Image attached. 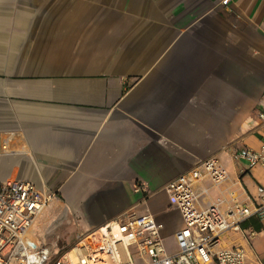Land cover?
<instances>
[{
  "label": "crops",
  "instance_id": "1",
  "mask_svg": "<svg viewBox=\"0 0 264 264\" xmlns=\"http://www.w3.org/2000/svg\"><path fill=\"white\" fill-rule=\"evenodd\" d=\"M258 113L264 0H0V183L58 195L37 242L47 220L90 230L150 214L174 254L183 223L166 185L210 158L228 178L197 182V207L254 210L264 168L235 154L259 149ZM234 248L264 264V208L214 251Z\"/></svg>",
  "mask_w": 264,
  "mask_h": 264
},
{
  "label": "built area",
  "instance_id": "2",
  "mask_svg": "<svg viewBox=\"0 0 264 264\" xmlns=\"http://www.w3.org/2000/svg\"><path fill=\"white\" fill-rule=\"evenodd\" d=\"M261 138L258 150L236 152L250 170L264 168V113H258ZM9 151V139L0 133V155ZM228 178L216 158L199 163L166 185L168 202L180 214L183 228L176 233L178 250L165 253L163 225L150 214L124 213L77 240L73 258L50 253L30 237L37 218L55 201L53 192L41 191L29 181L0 183V264H245L242 248L214 251L220 238L264 208V188L257 189L262 204L254 210L234 203L227 214L219 203L197 207V182L208 179L219 186ZM255 233H250L254 236Z\"/></svg>",
  "mask_w": 264,
  "mask_h": 264
},
{
  "label": "rangeland",
  "instance_id": "3",
  "mask_svg": "<svg viewBox=\"0 0 264 264\" xmlns=\"http://www.w3.org/2000/svg\"><path fill=\"white\" fill-rule=\"evenodd\" d=\"M56 196L58 198V195ZM62 197L65 200L64 195ZM45 227L43 232L40 234L37 233L39 236V243L50 253H58V256L66 255V258L74 257L75 251L73 249L76 246L78 238L88 231L84 230L77 221L60 226L57 220H53L49 223L47 220Z\"/></svg>",
  "mask_w": 264,
  "mask_h": 264
},
{
  "label": "bare ground",
  "instance_id": "4",
  "mask_svg": "<svg viewBox=\"0 0 264 264\" xmlns=\"http://www.w3.org/2000/svg\"><path fill=\"white\" fill-rule=\"evenodd\" d=\"M72 256V255H71Z\"/></svg>",
  "mask_w": 264,
  "mask_h": 264
}]
</instances>
